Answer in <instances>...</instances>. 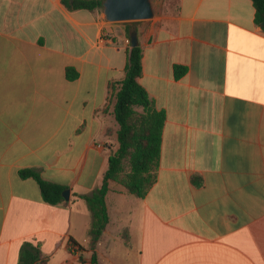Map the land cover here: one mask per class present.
<instances>
[{
  "label": "crops",
  "instance_id": "0c3cea01",
  "mask_svg": "<svg viewBox=\"0 0 264 264\" xmlns=\"http://www.w3.org/2000/svg\"><path fill=\"white\" fill-rule=\"evenodd\" d=\"M135 22L140 83L166 113L158 179L145 198L110 181L94 241L78 195L102 185L119 147L111 85L125 77L127 24L63 0H0V264H19L25 242L47 264H91L94 252L101 264H264V29L252 0H174ZM175 65L187 67L179 79ZM26 169L69 189V203H46Z\"/></svg>",
  "mask_w": 264,
  "mask_h": 264
},
{
  "label": "trees",
  "instance_id": "16d2710c",
  "mask_svg": "<svg viewBox=\"0 0 264 264\" xmlns=\"http://www.w3.org/2000/svg\"><path fill=\"white\" fill-rule=\"evenodd\" d=\"M104 0H63L70 10L103 9ZM255 7V22L263 29L264 0H252ZM135 21H128L127 32ZM143 49L140 45L128 50L125 77L111 85V101L114 105L115 119L119 125V147L109 157V166L103 183L92 193L78 195L83 198L92 213L90 234L94 241L102 235L109 222L106 195L110 181H115L139 198H145L156 184L161 159L162 135L166 121L164 110H158L147 90L140 83L143 71ZM187 71L186 66L175 65V77L179 79ZM68 78L74 79L77 73L68 70ZM23 177L35 178L41 188L43 200L51 205H67L63 197L66 189L60 184L45 180L37 171L26 169ZM40 243L25 242L20 251L19 264H47ZM91 264H101L99 256L93 253Z\"/></svg>",
  "mask_w": 264,
  "mask_h": 264
},
{
  "label": "water",
  "instance_id": "95a60500",
  "mask_svg": "<svg viewBox=\"0 0 264 264\" xmlns=\"http://www.w3.org/2000/svg\"><path fill=\"white\" fill-rule=\"evenodd\" d=\"M103 15L109 22H128L147 20L154 17V8L151 0H104ZM264 26V23L262 24ZM131 46L139 45L138 31L133 26L129 31ZM63 197L70 199V190L65 189Z\"/></svg>",
  "mask_w": 264,
  "mask_h": 264
},
{
  "label": "rangeland",
  "instance_id": "374dc122",
  "mask_svg": "<svg viewBox=\"0 0 264 264\" xmlns=\"http://www.w3.org/2000/svg\"><path fill=\"white\" fill-rule=\"evenodd\" d=\"M154 8V16L161 15L167 9L169 4H173L174 0H151ZM126 24V22H121ZM86 206H88L87 202L85 201ZM89 208V207H88Z\"/></svg>",
  "mask_w": 264,
  "mask_h": 264
},
{
  "label": "built area",
  "instance_id": "2783aa9c",
  "mask_svg": "<svg viewBox=\"0 0 264 264\" xmlns=\"http://www.w3.org/2000/svg\"><path fill=\"white\" fill-rule=\"evenodd\" d=\"M75 251H76V249H75Z\"/></svg>",
  "mask_w": 264,
  "mask_h": 264
}]
</instances>
